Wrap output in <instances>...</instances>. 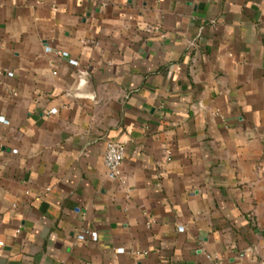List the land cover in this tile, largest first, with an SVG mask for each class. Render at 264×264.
Wrapping results in <instances>:
<instances>
[{
  "label": "crops",
  "instance_id": "0c3cea01",
  "mask_svg": "<svg viewBox=\"0 0 264 264\" xmlns=\"http://www.w3.org/2000/svg\"><path fill=\"white\" fill-rule=\"evenodd\" d=\"M0 115V264H264V0H0Z\"/></svg>",
  "mask_w": 264,
  "mask_h": 264
},
{
  "label": "built area",
  "instance_id": "2783aa9c",
  "mask_svg": "<svg viewBox=\"0 0 264 264\" xmlns=\"http://www.w3.org/2000/svg\"><path fill=\"white\" fill-rule=\"evenodd\" d=\"M63 56H70L69 51L67 50H58ZM69 61L73 64H78V59L69 57ZM9 75H13L12 70H8ZM56 109L53 108L52 111ZM0 121L8 122V119L5 116L0 115ZM126 144L123 141L109 139L106 143L105 153H104V164L106 166L107 175L113 179L123 180L122 174V163L126 157ZM87 231L79 233L78 237L80 239H85ZM91 239L97 240L99 238L97 231H90ZM4 244V240L0 238V246ZM123 249V248H121ZM207 258L210 260L211 264H224V260L217 253H207Z\"/></svg>",
  "mask_w": 264,
  "mask_h": 264
}]
</instances>
